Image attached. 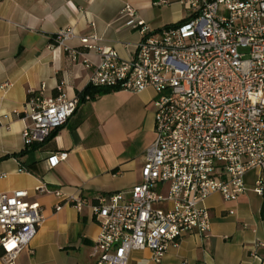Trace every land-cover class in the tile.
<instances>
[{
    "label": "built area",
    "instance_id": "2783aa9c",
    "mask_svg": "<svg viewBox=\"0 0 264 264\" xmlns=\"http://www.w3.org/2000/svg\"><path fill=\"white\" fill-rule=\"evenodd\" d=\"M186 4L192 10L187 18L151 30L135 7L124 3L118 16L142 34L129 58L101 44L95 33L79 37L99 56L90 86L155 92L154 137L145 148L141 179L127 192L89 202L45 183L35 188L53 192L78 211L90 207L99 225L90 250L95 264H128L134 249L150 250L159 262L183 235L209 236L206 198L218 192L225 200L236 199L250 170L259 172L253 190L264 197V0ZM74 36L72 28L60 29L51 37L52 46L74 60L77 51L67 44ZM56 89L54 97L29 90L21 112L25 148L44 142L79 103L80 97L68 96L61 84ZM66 157L67 151H53L46 160L54 166ZM26 196L24 189L0 193V260L5 264H14L29 248L44 220L41 204Z\"/></svg>",
    "mask_w": 264,
    "mask_h": 264
},
{
    "label": "crops",
    "instance_id": "0c3cea01",
    "mask_svg": "<svg viewBox=\"0 0 264 264\" xmlns=\"http://www.w3.org/2000/svg\"><path fill=\"white\" fill-rule=\"evenodd\" d=\"M157 1L0 0V193L26 190V199L38 201L44 215L14 264H95L90 250L99 225L90 207L78 211L53 192L35 188L45 183L50 190L94 202L140 181L145 148L154 137L155 92L150 87L86 92L99 56L79 37L95 33L101 44L129 58L142 34L118 16L124 3L132 4L151 30L192 12L186 0ZM64 28L75 34L67 41L77 51L74 60L52 46L51 37ZM59 84L68 96L80 97L74 112L43 143L19 155L25 148L21 112L29 90L54 97ZM85 93L91 97L85 99ZM63 150L66 159L50 166L48 154ZM258 177L257 170L248 171L246 189L236 199L225 200L218 192L206 198L209 236L183 235L159 262L148 249L131 250L128 264H264V197L253 190ZM57 203L63 204L58 210Z\"/></svg>",
    "mask_w": 264,
    "mask_h": 264
},
{
    "label": "trees",
    "instance_id": "16d2710c",
    "mask_svg": "<svg viewBox=\"0 0 264 264\" xmlns=\"http://www.w3.org/2000/svg\"><path fill=\"white\" fill-rule=\"evenodd\" d=\"M90 88H93L92 86H90V85H88V87H87V89H86V92H88V90H90ZM109 90H112V89H110V88H100V91L101 92H105V91H109ZM43 143V142H42ZM37 144H41V143H37ZM33 145H35V144H33ZM27 150V148H24L20 153H19V155L20 154H23L25 151Z\"/></svg>",
    "mask_w": 264,
    "mask_h": 264
}]
</instances>
